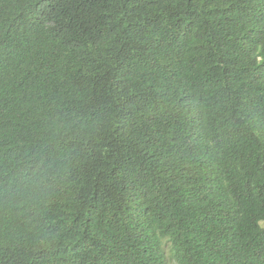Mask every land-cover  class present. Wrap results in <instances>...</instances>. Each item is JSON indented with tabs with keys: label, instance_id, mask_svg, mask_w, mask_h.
Returning a JSON list of instances; mask_svg holds the SVG:
<instances>
[{
	"label": "trees",
	"instance_id": "16d2710c",
	"mask_svg": "<svg viewBox=\"0 0 264 264\" xmlns=\"http://www.w3.org/2000/svg\"><path fill=\"white\" fill-rule=\"evenodd\" d=\"M264 0H0V264H264Z\"/></svg>",
	"mask_w": 264,
	"mask_h": 264
},
{
	"label": "rangeland",
	"instance_id": "374dc122",
	"mask_svg": "<svg viewBox=\"0 0 264 264\" xmlns=\"http://www.w3.org/2000/svg\"><path fill=\"white\" fill-rule=\"evenodd\" d=\"M262 224L264 225V221L262 222ZM170 264H176L174 261H171Z\"/></svg>",
	"mask_w": 264,
	"mask_h": 264
}]
</instances>
